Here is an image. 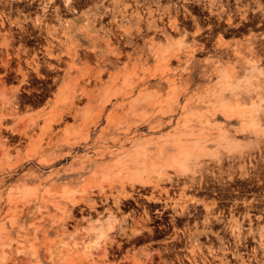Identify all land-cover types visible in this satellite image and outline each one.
Returning <instances> with one entry per match:
<instances>
[{
	"label": "rangeland",
	"instance_id": "obj_1",
	"mask_svg": "<svg viewBox=\"0 0 264 264\" xmlns=\"http://www.w3.org/2000/svg\"><path fill=\"white\" fill-rule=\"evenodd\" d=\"M55 4L0 26V264H53L56 247L68 264H264V0ZM170 131L185 176L173 157L132 182L148 158L131 152ZM145 198L203 220L138 246L158 215Z\"/></svg>",
	"mask_w": 264,
	"mask_h": 264
},
{
	"label": "flooded vegetation",
	"instance_id": "obj_2",
	"mask_svg": "<svg viewBox=\"0 0 264 264\" xmlns=\"http://www.w3.org/2000/svg\"><path fill=\"white\" fill-rule=\"evenodd\" d=\"M2 1L6 2V5H5L6 7H4L5 8L4 10L6 11V13L9 12V14H7L5 16V19H6L5 25L9 24L7 17H9V19H10L11 13H14L16 11V13H22V14H29V13L37 14L40 12V9H42V6H43V5H40L39 0L34 1L32 4H29L26 1H24L25 2L24 3V2L18 1V0H16L15 2H12V0H2ZM16 2H18V3H16ZM52 9L54 10V8L52 6L50 8H47L48 12L53 16L54 12ZM49 13H48V15H49ZM51 15L49 18H51ZM261 24L262 23H260V22L239 23V24L234 25V28L235 29H238V28L249 29V28L258 27ZM227 27H229V26H227ZM227 32L231 33L230 30ZM205 35H207V34H205ZM42 37H44L46 39L45 35H42ZM30 38L35 39V35H31ZM35 43H37V41H35ZM200 190H201V193L198 194V197L201 199L206 197L207 201L212 200L214 198L213 195L216 194V192L213 191V187L202 188ZM234 192H238V191H234ZM145 196L146 195H144V197ZM236 199L237 198L233 197L232 199L227 198L225 200L230 201V203H231L230 205H232L234 203V201H236ZM163 201L164 200H162V199L149 200V199L145 198V202H147V203H153V204L159 203V205L157 207H155L152 211V212H157L158 215L154 216V220H153L154 224L151 226L150 232H148L145 235L148 239L145 240L144 242L140 243L138 246L147 245V244H149V245L160 244V243H164L165 241H171V240H173L172 237H171V239H166V237H170L171 235L174 234L173 230L176 229L174 224L181 223V227L186 228V227H190V226L192 227V226L196 225L197 222H200L203 220V219H198V216L203 215V217H204V214L198 213L196 209L192 212H188L187 214L180 215V216L178 215L176 217L170 212L163 213V210L165 208V204L164 205L162 204ZM134 203L136 205H138V202L134 201ZM202 208H204V206ZM132 210H134V209L132 208ZM135 210H137V208H135ZM167 216H169V217L166 220ZM206 218H208L207 215H206ZM207 237H208V235H207ZM174 241L175 242L174 243L172 242L171 245H173V249H175V250L184 249L185 246L182 247V246H180V244L184 243V245H186V243H187L186 239L183 240L181 237L180 238H174Z\"/></svg>",
	"mask_w": 264,
	"mask_h": 264
},
{
	"label": "bare ground",
	"instance_id": "obj_3",
	"mask_svg": "<svg viewBox=\"0 0 264 264\" xmlns=\"http://www.w3.org/2000/svg\"><path fill=\"white\" fill-rule=\"evenodd\" d=\"M16 1V0H15ZM18 1H22V2H24V1H26V2H28L29 4H32L34 1H36V0H18ZM13 2V1H12ZM55 2H56V0H46L45 2H44V4H43V6H42V16H44V17H48V10H47V8L49 7V3L50 4H52V7L54 8V10H53V12H54V14L53 15H57V13H58V11H59V6H57L56 4H55ZM62 2H63V4L66 6V7H69V8H71L72 7V4H71V0H62ZM16 3H18V2H16ZM25 3V2H24ZM0 4H2V5H5L6 4V2L4 3L3 1L1 2V0H0ZM28 4V5H29ZM16 5V4H15ZM24 6V5H23ZM32 6V5H31ZM73 8V7H72ZM5 9V8H4ZM9 9V8H8ZM14 10V9H13ZM23 11V10H22ZM5 12L6 11H4L3 9H1L0 8V25H4V24H6L5 23V21H6V19H5ZM16 12V11H15ZM50 14V13H49ZM51 15V14H50ZM9 17H7V19H8ZM35 18H36V16H35ZM47 19H49V18H47ZM46 19V20H47ZM58 19V18H57ZM60 20V19H59ZM14 21L13 20H11V18L9 19V23H13ZM40 22V18L37 16V18L34 20V25L36 26L37 25V23H39ZM9 25V24H8ZM169 25V24H168ZM34 27V26H33ZM170 27H171V22H170ZM173 27V26H172ZM44 28V27H43ZM42 36V35H41ZM249 59V58H248ZM247 61H249V60H247ZM255 63V62H254ZM220 110L221 111H223L225 114H230L231 112L232 113H235L234 111L236 110V109H234L233 107H229V106H221L220 107ZM237 111H239V110H237ZM243 111V110H242ZM245 112V111H244ZM254 120V119H253ZM252 122H254V121H252ZM195 147V146H194ZM193 149V148H192ZM191 152V151H190ZM189 149H182L181 151H180V154H181V157L180 158H174V160H173V162H174V164L175 165H177V166H179L180 168H181V170H182V174L185 176V174H184V172L185 171H187V168L188 167H191L190 166V164H189V162H190V158L188 159V157L190 156L189 155ZM193 161V160H192ZM192 163V162H191ZM190 170V169H189ZM191 171V170H190ZM189 172V171H188ZM190 173V172H189ZM144 174V173H143ZM130 176H132V177H130V179H131V181L132 182H134V183H143V184H146L148 181H149V178L150 177H147V176H142V175H140V174H133V175H131L130 174ZM62 193L68 198V199H70V198H72V196H74V191L72 190V189H68V188H66V187H64L63 189H62ZM75 200V199H74ZM69 201V200H68ZM75 202V201H74ZM212 208V207H211ZM210 208V209H211ZM233 212V211H232ZM221 214H223V213H221ZM217 215H219L220 216V214L218 213ZM218 217V216H217ZM226 217V216H225ZM251 220V219H250ZM224 224V223H223ZM222 224V226H225V224L223 225ZM110 226V224L108 225V227ZM92 231H94V230H92ZM97 232V231H96ZM95 231L94 232H92L93 234H95L96 233ZM104 229L103 230H101L100 231V233H101V235L102 234H104ZM106 232H107V230H106ZM110 232V231H109ZM109 232H107L106 233V235H108V233ZM232 232V231H231ZM89 234H91V231L89 232ZM105 235V234H104ZM258 235H259V237L260 238H262V239H264V226H262V227H260V229H259V231H258ZM93 236V235H92ZM103 236V235H102ZM100 237V236H99ZM234 237V236H233ZM235 238V237H234ZM238 240V239H237ZM93 241V240H92ZM239 242V241H238ZM95 243V242H94ZM93 243V244H94ZM92 245V244H91ZM95 245H97L96 243H95ZM92 246H94V245H92ZM95 247V246H94ZM55 248V247H54ZM62 250L60 249V248H55V250H53L52 252H53V254H52V259H53V264H68L67 263V255L65 256L64 255V251H63V253L61 252ZM62 253V254H61ZM69 262V261H68ZM71 264H73L72 262H70ZM69 263V264H70Z\"/></svg>",
	"mask_w": 264,
	"mask_h": 264
},
{
	"label": "crops",
	"instance_id": "obj_4",
	"mask_svg": "<svg viewBox=\"0 0 264 264\" xmlns=\"http://www.w3.org/2000/svg\"><path fill=\"white\" fill-rule=\"evenodd\" d=\"M85 120V116H78L76 124H79L80 122L86 124ZM181 139L182 138H178L174 132L170 131L169 134L162 135L161 137L154 139L151 144H146L144 149L132 151V156L148 158V160L138 162L136 165L130 166L129 173L131 174L132 172L138 171L150 175L159 169H162L163 171L165 167L175 168L173 165L170 166V162L173 157L180 155L181 149L174 148V143H177V140L179 141ZM152 158L153 160H149ZM100 177L101 175L97 174V176L92 179V182L97 183L100 181ZM150 179H152V176H150Z\"/></svg>",
	"mask_w": 264,
	"mask_h": 264
}]
</instances>
